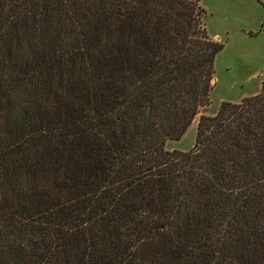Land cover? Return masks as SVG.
<instances>
[{
	"label": "trees",
	"instance_id": "16d2710c",
	"mask_svg": "<svg viewBox=\"0 0 264 264\" xmlns=\"http://www.w3.org/2000/svg\"><path fill=\"white\" fill-rule=\"evenodd\" d=\"M201 0H0V264H264V82L210 105Z\"/></svg>",
	"mask_w": 264,
	"mask_h": 264
},
{
	"label": "rangeland",
	"instance_id": "374dc122",
	"mask_svg": "<svg viewBox=\"0 0 264 264\" xmlns=\"http://www.w3.org/2000/svg\"><path fill=\"white\" fill-rule=\"evenodd\" d=\"M201 6L209 34L224 48L215 58L210 105L180 140L166 141L170 150H190L201 114L214 115L222 101L237 103L257 94L264 82V0H201Z\"/></svg>",
	"mask_w": 264,
	"mask_h": 264
},
{
	"label": "water",
	"instance_id": "95a60500",
	"mask_svg": "<svg viewBox=\"0 0 264 264\" xmlns=\"http://www.w3.org/2000/svg\"><path fill=\"white\" fill-rule=\"evenodd\" d=\"M212 82H215V79H213Z\"/></svg>",
	"mask_w": 264,
	"mask_h": 264
}]
</instances>
